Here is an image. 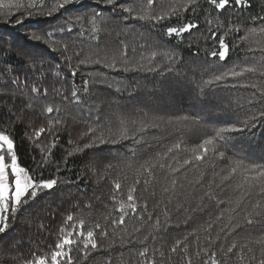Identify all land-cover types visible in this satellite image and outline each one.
I'll list each match as a JSON object with an SVG mask.
<instances>
[{
  "label": "trees",
  "instance_id": "16d2710c",
  "mask_svg": "<svg viewBox=\"0 0 264 264\" xmlns=\"http://www.w3.org/2000/svg\"><path fill=\"white\" fill-rule=\"evenodd\" d=\"M132 2L117 0L116 5H108L105 0H73L52 16L40 14L39 10L29 16L27 7H13L10 9L12 15H0V125L9 128L15 138L22 166L44 179L58 180L53 189L42 192L15 220H10L7 232L0 234V264H19L21 258H31L33 252H47L49 246L54 247L58 242L60 228L72 232L73 224L78 225L80 219L85 221L82 229L85 234L89 229L94 231L97 248L89 247L85 258L83 238L77 239L73 235L71 239L77 240V244L71 246L73 264H138L136 254L145 246L149 249V256L155 255L156 264H186L189 257L192 264H203L212 252L216 253L220 264H258L264 258V219L254 225L246 224L247 213L257 202L264 204V197L258 188L244 196L243 190L236 188L242 182L239 173L224 184L220 180L227 174L230 161L264 163V119L253 121L254 127L249 124L242 132L228 134L230 139L218 144V151L225 153L224 159L213 158L210 152L205 160L181 167L190 153L180 150L163 157L173 143L181 142L182 149L185 146L191 148L206 135L213 134V128L229 124L243 127L252 115L264 110V104L250 107L246 103L253 89L233 87L256 84L258 89L264 88V76L259 72L246 73L236 80L229 78L213 85L204 83L234 65L252 66L259 60L261 53L252 54L248 49L258 47L255 41L264 43V37H250L247 42L241 41L240 37L245 35L247 28L264 23L251 20L254 16L264 17V0H248L244 7L232 6L230 0L229 7L223 11L214 9L207 0H198L194 8L187 11L180 8L179 17L156 24L131 17L124 21L123 17L128 14L123 13L118 4ZM172 2L179 8L185 0ZM24 3L27 5L28 0ZM97 12L103 13L104 21L100 24L102 31L96 34L98 39L94 40L88 21ZM22 16L24 19L17 24ZM189 22L198 24V28L181 36L164 34L167 27H179ZM234 26L240 28L238 33L229 31ZM213 30L217 33L216 39L211 35ZM46 33L52 35L47 36ZM221 35L229 44L224 61L211 56V52L219 51L218 37ZM35 36L43 39L37 41ZM118 40H124L130 48L147 44L158 52L175 53L176 58L169 61L166 57H158L157 72H124L122 63H118L116 68L91 62L79 63L90 52L100 51L103 56V50L107 49L109 56L118 54ZM75 53H80L79 57ZM128 55L132 57V52L129 51ZM166 65L173 69L170 74ZM101 73L103 79H98ZM17 77L21 83H12ZM85 79L89 80L87 96L82 88ZM33 85L41 89L39 94L31 93ZM73 87L80 89L83 103L79 106L62 102L64 95L71 100ZM44 89H47L46 98ZM37 95L40 99H36ZM29 101L31 108L27 106ZM97 105H100L99 109ZM47 106L59 107L61 113L47 114L44 111ZM137 109H142L147 115L137 113ZM121 114L139 116L145 121L183 116H201L203 120L199 127L190 122L187 128L176 123H164L159 129L147 131L143 139L152 146V150L148 151L141 145L137 160L131 161L132 167L129 168L126 166L129 162L126 150L131 147L129 141L99 143L101 136L106 141L110 140L107 124L110 122L115 130L116 117ZM97 116L99 124L96 123ZM59 118L66 123L55 125ZM48 120L53 121L52 131L37 140L35 130L41 126L48 128ZM88 127L98 129L96 136L81 139V134L86 133ZM92 139L96 140L93 147L76 151L77 147L83 148ZM53 141L55 147H52ZM49 148L50 153L44 151ZM69 152L73 155L68 156ZM157 153L163 157L159 162L166 167L157 168L154 179L141 177L142 182L134 193L138 210L146 202L147 212L153 214V220L149 221L145 215L140 221L135 215H130L122 228L114 229L110 219L118 218L120 202L128 203L127 188L135 182L136 169L144 159L156 157ZM44 156L48 157L47 161ZM109 164L113 165L111 169L106 167ZM168 166L180 168V171L172 173ZM145 179L147 184L143 183ZM172 180L177 181L174 189ZM114 181L121 183L122 190H114ZM164 188H169V192L164 193ZM209 193L215 197L214 200L207 198ZM113 195L116 196L115 201L111 199ZM237 200L241 201L239 206ZM69 214L74 216V220L66 222ZM105 216L109 221H105ZM156 216L162 222L159 232L151 228ZM97 222L107 229V236H101V230L94 228ZM209 223L213 227L205 231ZM135 228H140V232H135ZM145 236L149 238L144 244L139 243ZM152 236L156 238L152 239ZM185 236L187 250L181 247L176 253H171L175 240ZM129 240L134 242L129 243ZM233 242L237 247L232 253H227ZM205 248L207 253L203 251ZM160 252L165 254L163 260ZM197 252L200 256L196 255ZM253 255L255 261L250 259ZM241 256L244 258L240 259Z\"/></svg>",
  "mask_w": 264,
  "mask_h": 264
},
{
  "label": "snow or ice",
  "instance_id": "6c2138e0",
  "mask_svg": "<svg viewBox=\"0 0 264 264\" xmlns=\"http://www.w3.org/2000/svg\"><path fill=\"white\" fill-rule=\"evenodd\" d=\"M207 2L214 7L216 10H226L230 5V0H207ZM73 3V0H28L27 5H25L24 0H0V15H12L10 9L15 7L17 9H21L24 7L28 8V15L31 16L33 11L39 10L40 14L52 16L62 9H64L67 5ZM105 3L108 5H116L117 0H105ZM198 3V0H185L184 4H181L180 7H176L172 0H133L131 4L119 3L118 7L123 13H127L128 15L124 16V21H127L129 17L133 19H138L141 21H149L153 24L160 23L166 20H171L173 17H179L180 8L184 11H187L190 7L194 8ZM248 0H231L232 6L244 7L247 6ZM4 9H8L9 11H2ZM24 17L17 20L16 23L20 24ZM251 20L256 22L260 20L264 22V17H252ZM104 21L103 13L97 12L94 13L91 19L88 21L91 25V33L93 34V39H98L97 33L102 31L100 26L101 22ZM211 24V21H208ZM194 28H198V24L189 22L185 23L179 27H167L165 29V35L171 37L181 36L186 32H190ZM71 31V28H69ZM230 32H239L240 28L238 26H234L229 29ZM45 35L51 36L52 33H46ZM211 35L214 39L217 38V33L215 30L211 32ZM120 36V33H117V37ZM260 36L264 37V23H261L259 27H249L246 29L245 35L240 37L241 41L247 42L250 37ZM35 40L39 41L43 39L41 36H35ZM219 43V51L211 52V56L218 57L221 61L226 59L227 53L229 51V44L225 42V36L221 35L218 37ZM120 45L119 53H113L111 56L108 55V50L105 49L104 55H100V51L90 52L85 59L79 60L81 65L86 63H94L97 65H103L106 68H116L118 63H122V71L124 72H135V71H149V72H157L159 71V65H156V61L158 57H166L169 61L175 60V53L171 52H158L157 50H153L147 44H139L132 46L131 48L124 40H118ZM258 44L257 48H249L248 52L255 54L257 51L261 53L259 60L256 64L252 66H243L240 67L238 65H234L232 68L222 71L219 74L214 75L210 79L204 81L206 85H213L223 81H226L229 78L236 80L238 78L244 77L246 73L255 74L259 72L261 76H264V43L260 41H255ZM99 46L97 45V48ZM140 51H137V49ZM66 50V46H65ZM129 51L132 52V57H129ZM77 57H79L80 53H75ZM255 59V56L252 57ZM70 62V58H67ZM247 59V57H246ZM167 72L170 74L173 69L169 66H165ZM238 69V70H237ZM58 74V73H57ZM73 75H75V71L73 70ZM98 79H103V74L98 75ZM14 84H20L21 81L19 78H15L12 80ZM233 87H243V88H251L254 91L251 93V97L246 101V103L251 107L256 104H264V88H257L256 84H237L233 85ZM83 94L85 96L88 95L89 92V80L85 79L83 81ZM31 93L39 94L41 89L37 86L33 85L30 89ZM119 91V88H117ZM203 92V89H200ZM44 98L47 97V89L43 90ZM71 100H69L68 95H64L62 97V102L72 103L73 105H81L83 101L81 100L80 89L73 87L71 90ZM257 97H259L257 99ZM36 99H40V96L37 95ZM29 108L32 107L31 101H29ZM98 109L100 105L96 106ZM44 111L47 114H52L54 111L56 113H61V109L56 107L55 109L52 106H47ZM137 113H143L142 109H137ZM143 115H147V113H143ZM91 118V117H90ZM257 119H264V110H259L256 114L252 115L248 120L244 122L243 127H236L235 125L229 124L226 126H221L217 128H213L211 131L213 134L206 135L198 144L195 146L188 148L185 146L182 149L181 142L173 143L167 150L163 153V157H167L170 153L178 152L183 150L185 152L190 153V157L183 160L184 165H188L193 161H203L205 160L209 153L211 152L213 158H225V153L223 151H218L219 143H226L230 137L228 134L234 132H242L244 131L249 124L253 127L255 124L253 121ZM117 126L115 130L111 123L107 124L106 130L110 134V140L106 141L102 136L99 138V143L104 144L106 142L111 143H119L121 141H129L131 147L126 151L129 154L127 167L131 168V161L137 160V151L138 148L143 145L146 150L151 151L152 146L147 144L143 139V134L151 129H159L161 124H180L185 128L188 127L189 122L193 126L199 127L202 124L203 118L201 116L194 117H175L168 118L165 120L164 117H157L152 121H145L144 119L139 118V116H133L129 114H121L116 117ZM55 125L59 126L66 121L63 118H59L55 120ZM96 123L99 124V116H97ZM48 128L41 126L39 129L35 130V137L37 140L47 132L52 131L53 121H47ZM98 129H94L92 127L87 128L86 133L81 134V139L85 136L95 137ZM71 144L72 141H69ZM96 143L95 139H92L91 142L85 143L83 148L77 147L76 151L81 152L84 149H88L93 147ZM52 147H55V142L53 141ZM50 153L51 149H45ZM68 156H72L73 153L69 152ZM163 157H160V154L157 153L156 157H149L144 159L139 167L136 169V179L135 182L127 188V201L125 204L120 202L119 208L117 212L119 213L118 218L110 219V224L114 227V229H120L125 225L126 218H130V215H135L138 220L143 221L145 215L148 220H153V214L147 212V204H145L138 210V204L134 197V193L136 192V186L139 185L141 181V177H155V170L157 168L164 169L166 166L164 163H160L159 160ZM43 159L45 161L48 160L47 156H44ZM230 168L226 175L220 177L221 184L229 182L231 178L240 174L242 176V182L236 185L237 189L243 190V195L246 196L251 193L253 189H259L260 195L264 197V163H256L250 162L245 164L243 160H234L230 161ZM108 169L113 167L112 164L106 166ZM172 173H176L180 171V168H172L168 166ZM203 175V174H201ZM58 183L57 179H44L42 175H34L30 171L28 167L22 166L20 162V158L18 156V146L15 142V138L13 137L9 128L3 127L0 125V234H5L10 227V220H15L18 214L31 202L35 201L37 197L45 191L53 189ZM143 183L147 184L148 180H143ZM172 187L175 188L177 181L172 180ZM114 190L120 191L122 190V185L119 181H114ZM164 193L169 192V188L163 189ZM208 199H215L211 193L207 194ZM243 196L241 197V199ZM113 201L116 200V196L113 195L111 197ZM240 200L236 201L237 206L240 204ZM220 204H223L224 201H219ZM179 211V209H177ZM166 211V209H165ZM191 211L195 212L196 209H192ZM235 211V209H233ZM223 214H221L222 216ZM254 217V218H253ZM221 217H217L220 219ZM105 221H109V217H104ZM261 219H264V204L257 202L252 206V211L247 213L246 216V224L254 225L260 222ZM74 220V216L69 214L66 217V222H71ZM188 221L186 220L185 223ZM162 222L159 219V216L155 217V223L151 225V228L157 232L161 230ZM85 225V221L83 219L79 220L78 225L73 224L72 232H65L64 228H60V236L58 237V242L55 243L54 247L49 246V250L47 252H43L40 254H36L33 252L31 254V258L19 260V264H73L71 250L73 245L77 244V240L71 239L73 235L77 236V239L83 238V250L84 256L87 258V249L91 247L92 249L97 248L96 238L94 231L89 229L86 234L82 230ZM213 227L211 223L207 225V229L205 231L210 230ZM237 227H241L237 225ZM80 229L77 231V229ZM95 229H100L101 236H107L108 231L106 228H103L100 223L94 224ZM135 232H140V228H135ZM223 231V229H221ZM131 235V234H129ZM148 236L144 237V240L139 241V243L144 244V242L148 239ZM155 239V236L151 237ZM187 236L183 239H176L174 244L170 248L171 253H176L178 249L183 247L184 250H187L188 245L186 243ZM129 243H133V240H129ZM211 244V240L208 241ZM16 246L13 245V248ZM237 247L236 243L233 242L230 247L227 248V253H232L233 250ZM65 248H68V251H65ZM205 253L208 252V249H203ZM251 251V249H249ZM164 253L160 252V259H164ZM197 256H200V252L196 253ZM138 264H156L155 255L149 256L148 247H143L137 254ZM244 257L241 256L240 259ZM11 259L16 260L17 257H12ZM251 260L255 261L256 257L253 255ZM186 264H192L191 258L189 257L186 261ZM203 264H220V261L216 258V253L212 252L209 255L208 260L203 261ZM258 264H264V258L258 261Z\"/></svg>",
  "mask_w": 264,
  "mask_h": 264
}]
</instances>
